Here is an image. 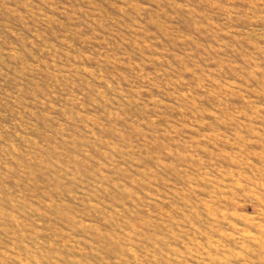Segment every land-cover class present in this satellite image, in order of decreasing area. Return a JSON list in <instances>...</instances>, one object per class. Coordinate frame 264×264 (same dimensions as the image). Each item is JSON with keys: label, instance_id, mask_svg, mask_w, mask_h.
<instances>
[{"label": "rangeland", "instance_id": "374dc122", "mask_svg": "<svg viewBox=\"0 0 264 264\" xmlns=\"http://www.w3.org/2000/svg\"><path fill=\"white\" fill-rule=\"evenodd\" d=\"M0 264H264V0H0Z\"/></svg>", "mask_w": 264, "mask_h": 264}]
</instances>
